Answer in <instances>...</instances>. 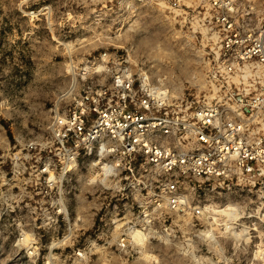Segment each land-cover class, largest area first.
Here are the masks:
<instances>
[{"label": "rangeland", "instance_id": "obj_1", "mask_svg": "<svg viewBox=\"0 0 264 264\" xmlns=\"http://www.w3.org/2000/svg\"><path fill=\"white\" fill-rule=\"evenodd\" d=\"M240 7L251 13L237 25L255 29L264 0ZM204 9L0 0V264H264L256 188L233 181L212 197L218 205L205 228L214 238L200 237L190 209L175 212L157 195L158 176L139 156L122 154L114 140L90 150L56 135V120L87 82H111L104 53L146 77L169 108L226 93L228 84L213 78L219 45ZM224 205L231 217L217 210Z\"/></svg>", "mask_w": 264, "mask_h": 264}, {"label": "built area", "instance_id": "obj_2", "mask_svg": "<svg viewBox=\"0 0 264 264\" xmlns=\"http://www.w3.org/2000/svg\"><path fill=\"white\" fill-rule=\"evenodd\" d=\"M101 1L154 4L168 14L204 7L205 19L216 28L210 39L219 45L213 78L229 89L213 103L169 108L146 78L133 77L115 54L104 53L100 59L112 58L114 65L111 82H87L73 107L56 120V135L62 145L90 150L114 140L122 154L139 156L158 176L157 195L175 212L190 209L198 236L206 238L203 231L218 205L208 201L233 181L256 188L264 198V15L251 30L237 25L251 13L240 0ZM259 257L264 261V249Z\"/></svg>", "mask_w": 264, "mask_h": 264}, {"label": "bare ground", "instance_id": "obj_3", "mask_svg": "<svg viewBox=\"0 0 264 264\" xmlns=\"http://www.w3.org/2000/svg\"><path fill=\"white\" fill-rule=\"evenodd\" d=\"M99 68L100 67H102L101 65H97ZM74 67V66H73ZM86 67V66H85ZM88 68V67H87ZM75 69V68H74ZM85 69V68H84ZM101 69V68H100ZM86 70V69H85ZM76 71V70H75ZM74 73V72H73ZM83 73V72H82ZM144 78H146V77H144ZM156 89V88H155ZM157 91V93L158 94H160V95H164L160 90H156ZM117 165H119L118 163L117 164H114V166H117ZM107 164H104V167H103V172L106 174V171H107ZM104 174V175H105ZM232 207H230L229 205H227V206H225L224 205V207H222V208H220V209H218L217 208V210L218 211H220V212H223V213H225V214H227L228 216H230V214L232 213H230V209H231ZM235 211V210H234ZM231 217V216H230ZM226 225V224H225ZM126 229H128V227L126 228ZM129 229H130V227H129ZM129 229H128V231H129ZM130 234L132 235V237L134 238V239H137V240H143V235H144V233H142L140 230H138V229H134V228H131V230H130ZM203 234L207 237V238H214V237H212V235H213V231H212V228L211 227H207L204 231H203ZM142 243V242H141Z\"/></svg>", "mask_w": 264, "mask_h": 264}]
</instances>
